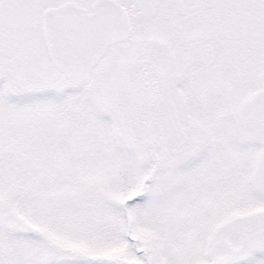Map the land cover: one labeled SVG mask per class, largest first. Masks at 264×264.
I'll return each mask as SVG.
<instances>
[{
    "label": "snow or ice",
    "instance_id": "6c2138e0",
    "mask_svg": "<svg viewBox=\"0 0 264 264\" xmlns=\"http://www.w3.org/2000/svg\"><path fill=\"white\" fill-rule=\"evenodd\" d=\"M0 264H264V0H0Z\"/></svg>",
    "mask_w": 264,
    "mask_h": 264
}]
</instances>
